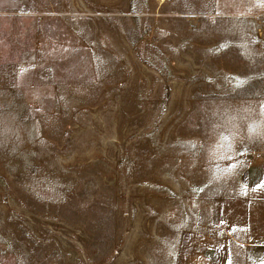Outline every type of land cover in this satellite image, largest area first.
I'll list each match as a JSON object with an SVG mask.
<instances>
[{
  "label": "rangeland",
  "instance_id": "1",
  "mask_svg": "<svg viewBox=\"0 0 264 264\" xmlns=\"http://www.w3.org/2000/svg\"><path fill=\"white\" fill-rule=\"evenodd\" d=\"M0 264H264V0H0Z\"/></svg>",
  "mask_w": 264,
  "mask_h": 264
}]
</instances>
